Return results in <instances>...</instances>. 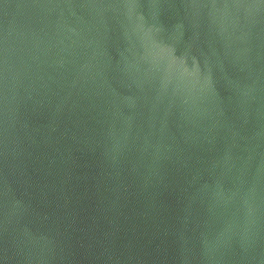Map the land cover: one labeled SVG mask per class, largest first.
I'll use <instances>...</instances> for the list:
<instances>
[{"label": "water", "instance_id": "obj_1", "mask_svg": "<svg viewBox=\"0 0 264 264\" xmlns=\"http://www.w3.org/2000/svg\"><path fill=\"white\" fill-rule=\"evenodd\" d=\"M0 264H264V0H0Z\"/></svg>", "mask_w": 264, "mask_h": 264}]
</instances>
